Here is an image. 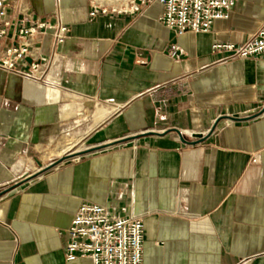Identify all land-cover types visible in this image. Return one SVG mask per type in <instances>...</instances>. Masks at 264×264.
Listing matches in <instances>:
<instances>
[{"label": "crops", "instance_id": "0c3cea01", "mask_svg": "<svg viewBox=\"0 0 264 264\" xmlns=\"http://www.w3.org/2000/svg\"><path fill=\"white\" fill-rule=\"evenodd\" d=\"M129 1L10 10L0 61L20 26L70 30L30 39L34 75L0 63V264H93L66 258L85 201L143 215L145 264H264V60L214 50L257 31L264 0L181 34L158 0L134 13Z\"/></svg>", "mask_w": 264, "mask_h": 264}, {"label": "built area", "instance_id": "2783aa9c", "mask_svg": "<svg viewBox=\"0 0 264 264\" xmlns=\"http://www.w3.org/2000/svg\"><path fill=\"white\" fill-rule=\"evenodd\" d=\"M16 1L0 0V21L4 23L0 27L2 35L9 34L11 20L8 15ZM149 1L130 0L121 10L138 12ZM158 1L163 6L161 19L179 34L187 30L208 31L216 19L229 17L236 4V0ZM99 11L100 8L94 5L91 14L95 15ZM43 28L54 29L60 42L66 41L70 30L64 23H50L45 20L20 26L12 36L13 41L7 44L0 63L11 70L34 75L40 67L39 62H32L30 71L24 70L21 65L31 51L30 39ZM180 48L178 43H174L171 53L176 54ZM214 50H227L230 53L228 58L249 57L264 60V24L246 41L216 42ZM145 226L143 215L135 213L127 206L85 201L81 203L66 229V258L74 260L78 257H91L93 264H145Z\"/></svg>", "mask_w": 264, "mask_h": 264}]
</instances>
